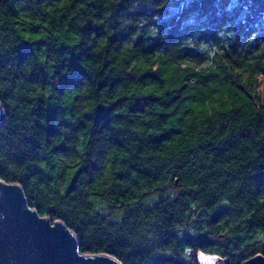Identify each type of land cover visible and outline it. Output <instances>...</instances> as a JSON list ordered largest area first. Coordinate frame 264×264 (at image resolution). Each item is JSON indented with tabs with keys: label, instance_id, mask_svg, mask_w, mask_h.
I'll return each mask as SVG.
<instances>
[{
	"label": "trees",
	"instance_id": "obj_1",
	"mask_svg": "<svg viewBox=\"0 0 264 264\" xmlns=\"http://www.w3.org/2000/svg\"><path fill=\"white\" fill-rule=\"evenodd\" d=\"M0 179L121 264H264V0H0Z\"/></svg>",
	"mask_w": 264,
	"mask_h": 264
},
{
	"label": "water",
	"instance_id": "obj_2",
	"mask_svg": "<svg viewBox=\"0 0 264 264\" xmlns=\"http://www.w3.org/2000/svg\"><path fill=\"white\" fill-rule=\"evenodd\" d=\"M3 110L0 104V125ZM0 264H121L108 255H83L61 221L42 217L23 189L0 179Z\"/></svg>",
	"mask_w": 264,
	"mask_h": 264
},
{
	"label": "rangeland",
	"instance_id": "obj_3",
	"mask_svg": "<svg viewBox=\"0 0 264 264\" xmlns=\"http://www.w3.org/2000/svg\"><path fill=\"white\" fill-rule=\"evenodd\" d=\"M201 262L202 264H224V262L210 256H202Z\"/></svg>",
	"mask_w": 264,
	"mask_h": 264
}]
</instances>
